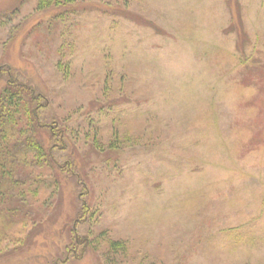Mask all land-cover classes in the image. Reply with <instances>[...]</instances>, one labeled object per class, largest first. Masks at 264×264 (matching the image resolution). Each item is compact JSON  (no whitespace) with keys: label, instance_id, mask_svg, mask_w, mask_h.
<instances>
[{"label":"rangeland","instance_id":"obj_1","mask_svg":"<svg viewBox=\"0 0 264 264\" xmlns=\"http://www.w3.org/2000/svg\"><path fill=\"white\" fill-rule=\"evenodd\" d=\"M0 63L77 174L0 264H264V0H0Z\"/></svg>","mask_w":264,"mask_h":264},{"label":"trees","instance_id":"obj_2","mask_svg":"<svg viewBox=\"0 0 264 264\" xmlns=\"http://www.w3.org/2000/svg\"><path fill=\"white\" fill-rule=\"evenodd\" d=\"M74 1L37 0V9ZM2 77L7 83L0 89V245L11 240L12 234L24 232L22 229L29 221L32 223V211L26 208L30 195L38 197L41 192L45 198L47 193L55 191L51 190L57 183L52 175L54 169L77 175L72 161L59 163L54 158L52 152L60 146V140L63 141V130L40 121L39 111L47 103L44 95L28 82L18 80L11 67L4 63H0V80ZM41 129L50 133L52 145L48 149L39 136ZM47 171L51 174L44 176ZM48 178H52L54 184ZM82 208L81 216H84L89 208L86 204ZM75 242L86 244L87 238H77ZM110 248L115 252L125 247L123 242L115 240L110 242Z\"/></svg>","mask_w":264,"mask_h":264}]
</instances>
